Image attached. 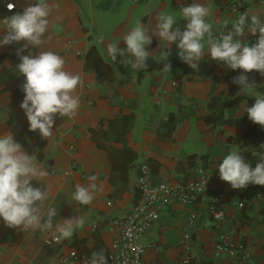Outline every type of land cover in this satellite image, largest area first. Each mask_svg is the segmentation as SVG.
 I'll list each match as a JSON object with an SVG mask.
<instances>
[{
  "label": "crops",
  "instance_id": "1",
  "mask_svg": "<svg viewBox=\"0 0 264 264\" xmlns=\"http://www.w3.org/2000/svg\"><path fill=\"white\" fill-rule=\"evenodd\" d=\"M35 2L0 0V17L22 13ZM47 2L57 7L49 17L45 43L39 48L29 46L21 55L45 50L58 53L65 60V70L81 76L82 83L74 93L80 103L74 117L55 118L51 137L44 139L38 131H30L20 108L25 80H17L22 74L16 69L20 62L17 49L25 42L0 46V135L10 132L25 152L36 155L48 172L33 181L49 194L41 207L44 213L48 207L57 210L52 229L44 231L9 228L0 219V264H57L60 255L76 253L90 259L100 250L107 257L119 232L111 220L132 208L135 181L143 163L148 165L153 182L183 184L199 178L198 170L213 178L196 203L172 202L147 226L141 242L149 246L142 264H172L184 255L182 245L187 237L192 240L190 264L202 260L230 264L228 257L212 254L223 232L244 243L251 264H264V186L233 189L219 178L217 168L233 149L252 167L264 153L257 149L256 136L246 135L250 120L244 111L256 95L264 94V75L247 73L257 87L242 91L233 83L241 69L232 70L207 53L198 69H192L177 55L176 43L170 45L171 55L165 61L172 70L165 73L158 57L163 41L155 35L148 46L154 56L148 58L146 68L133 69L121 63L120 56L111 61L107 45L118 43L119 48H126L123 37L138 21L155 31L158 16L170 12L178 19L174 27L183 30L187 21L180 17V8L193 0ZM198 2L211 7L209 21L215 35L226 32L238 17L229 9L232 3H240L241 13L248 11L264 19V0ZM8 3L15 4L11 12ZM3 27L0 23V37L6 32ZM258 36L249 33L241 39L251 45L252 37ZM261 136L259 143L264 141V132ZM91 175L97 177L94 199L81 205L73 199L75 187L88 186ZM209 192L220 195L218 207L224 213L220 222L206 211ZM239 199L243 201L240 208ZM191 214L195 215L193 222H189ZM72 217H82L83 228L75 229L70 239L49 242L56 226Z\"/></svg>",
  "mask_w": 264,
  "mask_h": 264
},
{
  "label": "clouds",
  "instance_id": "2",
  "mask_svg": "<svg viewBox=\"0 0 264 264\" xmlns=\"http://www.w3.org/2000/svg\"><path fill=\"white\" fill-rule=\"evenodd\" d=\"M6 6L10 12L15 8L13 3ZM55 7L57 5L49 4L47 0L29 3L22 13H14L3 20L6 32L0 37V46L25 42L17 49L20 62L16 69L25 78L22 85L24 98L20 108L26 115L29 130L38 131L44 139L53 135L57 116L76 115L80 101L74 93L82 83L78 73L65 70V60L54 51L21 55L29 46L39 48L45 43L49 17ZM211 14L210 6L193 0L180 8V17L187 21L183 30L174 27L178 20L174 13L162 12L158 16L155 31L138 21L123 37L126 48H119L118 43H109L107 53L112 62L120 56L121 63L133 69H144L148 58L154 56L148 46L152 43V35H155L163 41L158 55L163 63V72L172 70L171 64L165 61L171 55L170 45L176 43L179 50L177 55L190 68L197 70L207 53L211 59L223 62L232 70L241 69L242 74L234 77L233 83L239 85L242 91L254 90L257 85L246 74L256 71L264 75V19L258 14L244 11L226 32L217 36L209 21ZM249 33H259L256 43L250 45L242 41L241 38ZM100 42H103V37ZM244 111L249 120L264 127V94L256 95L254 103L246 106ZM217 168L219 178L233 189H243L249 184L264 186V153L259 154V162L252 167L238 149H233L223 157ZM47 175L48 172L40 165L36 155L25 152L10 132L0 135V219L7 227L31 229L34 232L52 229L57 210L48 207L44 213L41 206L49 194L46 189L33 183ZM88 180L91 182L88 186L77 184L73 194V199L81 205H88L94 199L97 177L91 175ZM84 223L82 217L63 220L62 224L56 226L49 242L60 243L70 239L74 230L83 228ZM87 264H107L104 251L93 252Z\"/></svg>",
  "mask_w": 264,
  "mask_h": 264
},
{
  "label": "built area",
  "instance_id": "3",
  "mask_svg": "<svg viewBox=\"0 0 264 264\" xmlns=\"http://www.w3.org/2000/svg\"><path fill=\"white\" fill-rule=\"evenodd\" d=\"M240 3H232L229 6L231 12L239 15L241 13ZM6 16L0 17V23L4 26L3 20ZM6 30V29H5ZM218 33L217 36H219ZM252 43H256L257 38L252 37ZM18 81L23 82L25 78L20 75ZM140 173L136 178V199L132 208L120 217L113 218L111 224L118 228L117 236L111 241L107 252V264H142V255L149 246L141 242L143 233L148 225L154 222L160 212L172 202L182 204H194L198 197L203 193L209 181L213 178L211 173H205L198 170L199 178L187 181L183 184H172L168 181L153 182L150 177L148 165L143 163L140 166ZM250 185V184H249ZM248 185V186H249ZM247 186V187H248ZM204 188V190H205ZM220 195L215 192H209L207 195L206 211L209 217L215 222H220L224 218V213L218 203ZM243 205L242 200H237V207ZM194 214L190 215L189 222H193ZM95 224L92 225L94 229ZM53 234H51L52 239ZM185 253L172 264H190L192 261L191 237H187L182 245ZM213 257H228L230 264H251L252 259L246 252L243 242L234 239L230 234L221 233L213 245ZM90 259L68 253L58 257L57 264H87Z\"/></svg>",
  "mask_w": 264,
  "mask_h": 264
},
{
  "label": "trees",
  "instance_id": "4",
  "mask_svg": "<svg viewBox=\"0 0 264 264\" xmlns=\"http://www.w3.org/2000/svg\"><path fill=\"white\" fill-rule=\"evenodd\" d=\"M263 132H264V128L260 127V125L255 124L250 120L248 128L246 130V135L256 136L257 141H255V143H257L256 145H258L257 147L258 150L264 149V141H261V143H259V140L262 138L261 135ZM258 136H261V137H258ZM198 264H215V263L212 260H202Z\"/></svg>",
  "mask_w": 264,
  "mask_h": 264
}]
</instances>
